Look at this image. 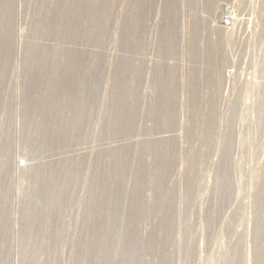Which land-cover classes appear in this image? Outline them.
Wrapping results in <instances>:
<instances>
[{"label": "rangeland", "instance_id": "obj_1", "mask_svg": "<svg viewBox=\"0 0 264 264\" xmlns=\"http://www.w3.org/2000/svg\"><path fill=\"white\" fill-rule=\"evenodd\" d=\"M0 264H264V0H0Z\"/></svg>", "mask_w": 264, "mask_h": 264}, {"label": "built area", "instance_id": "obj_2", "mask_svg": "<svg viewBox=\"0 0 264 264\" xmlns=\"http://www.w3.org/2000/svg\"><path fill=\"white\" fill-rule=\"evenodd\" d=\"M223 24L227 25L229 23V20L227 19V16H223Z\"/></svg>", "mask_w": 264, "mask_h": 264}]
</instances>
